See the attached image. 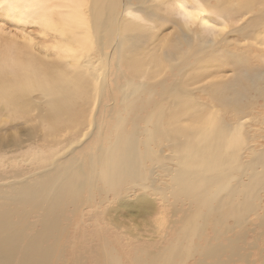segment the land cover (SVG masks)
I'll return each instance as SVG.
<instances>
[{
    "label": "bare ground",
    "instance_id": "6f19581e",
    "mask_svg": "<svg viewBox=\"0 0 264 264\" xmlns=\"http://www.w3.org/2000/svg\"><path fill=\"white\" fill-rule=\"evenodd\" d=\"M0 10L21 33L0 37V125L22 131L0 138L8 168L0 172V264H57L64 209L76 212L86 199L92 207L94 193L122 204L163 199L174 213L196 206L182 218L189 239H204L210 223L217 240L216 225L242 231L251 214L263 225L264 129H247L264 94L212 61L218 46L264 56V0H0ZM168 12L181 21L162 34ZM211 20L216 26L207 27ZM210 72L221 78L209 80ZM209 93L224 118L199 101ZM257 141L258 151L250 147ZM31 160L42 162L28 170L23 163ZM164 224L157 229L167 238ZM193 239L137 264L197 254ZM221 248L206 241L198 264H227ZM226 250L235 254V244ZM95 257L114 263L105 248Z\"/></svg>",
    "mask_w": 264,
    "mask_h": 264
},
{
    "label": "rangeland",
    "instance_id": "374dc122",
    "mask_svg": "<svg viewBox=\"0 0 264 264\" xmlns=\"http://www.w3.org/2000/svg\"><path fill=\"white\" fill-rule=\"evenodd\" d=\"M7 15L0 10V37H17L19 35L18 27H15L8 21ZM212 17V16H211ZM163 18L167 20L164 25V30H160L162 34H168L173 32L177 24L181 19L175 13H164ZM21 26V25H20ZM216 26L215 22L211 20L207 27ZM17 28V29H16ZM18 30V31H17ZM4 34H3V33ZM21 34V33H20ZM160 35V34H157ZM20 36V35H19ZM18 36V37H19ZM207 40L212 41L214 35L206 31ZM228 42L235 45H243L241 40L234 36H228ZM139 48H144L139 46ZM213 56L216 58L212 62L220 64L221 74L224 73L228 78H245L247 82L255 85L264 94V56L258 53L257 50L251 51L248 49L238 50L234 47L218 46L214 49ZM112 51V49H110ZM226 56L233 57L239 60L240 64L237 69L232 66L228 61H225ZM243 66V71L239 70V67ZM214 72H210L208 79L216 80ZM209 93L208 96L200 98L199 101L206 103V110L215 112L217 115L222 116L221 111L216 108L215 102ZM112 96L107 97L105 100H110ZM197 98V97H196ZM261 99L257 100L256 111L258 117L255 122L248 124V131L253 130L258 133L264 129V108L261 105ZM110 103V102H108ZM105 108L103 109V112ZM105 114V113H104ZM224 118V116H222ZM0 128L5 130L0 132V138L5 135L13 134L18 136L19 132L12 128L9 123L1 124ZM23 128V127H21ZM7 131V132H6ZM15 139V138H14ZM99 140V136L95 138L90 136L86 138L82 143V147H90ZM254 145H250L255 150H260L262 144L257 141ZM36 144L45 147L47 145L38 142ZM33 144L31 146H35ZM55 148H63L62 145H54ZM94 147V146H93ZM36 150L35 147L31 149ZM29 151V154L31 153ZM247 153V152H245ZM19 157L18 160H23L27 155ZM78 155V153H77ZM76 156V155H75ZM62 160V159H61ZM42 161L31 160L24 162L28 164L27 169L33 164H41ZM22 165L13 172L21 173ZM34 169L31 167L28 170ZM7 165L0 161V172L7 171ZM26 171V170H25ZM12 174L7 175V177ZM0 182L1 179H0ZM88 201V202H87ZM120 199H115L111 193L107 196L94 193L93 206L90 205V200L86 199L81 209L74 212V209L67 206L64 211L62 219L64 230H61L59 238V246L61 250L60 258L57 260V264H101L99 259L95 257V251H99L101 248H105L111 253L114 258L112 264H137L138 260L145 262L152 261V257L157 254H162L172 243L173 247L185 248L187 242L192 239L188 236L182 235L183 223L182 218H189L192 213L195 212L196 206H190L187 210V206H182L179 212L174 213V209L171 205V201L165 202L163 199L149 198L140 199L132 197L127 204L119 202ZM124 205V206H123ZM258 215L264 218V194H260V201L258 202ZM252 211L251 213H253ZM28 222L33 224L36 221L35 214H29L27 218ZM161 220L165 221L163 229L170 228L169 236L165 237L164 231H158L157 225ZM169 221H175L174 226H168ZM264 222V221H263ZM228 227L231 228V220L227 221ZM205 231V238L201 240L193 239V243L196 245V253L200 255L202 248L206 246V241L211 244H219L221 248L219 259L226 261L227 264H264V223L260 224V221L251 214L246 219V227L240 231L235 228L231 231L225 232V228L217 226L218 236L214 239V235L211 233V226ZM236 246L235 254L226 250V245L232 244ZM190 254V252H189ZM192 253V256L180 257L174 260L173 264H198L200 256ZM210 260V259H208ZM162 263V262H161Z\"/></svg>",
    "mask_w": 264,
    "mask_h": 264
}]
</instances>
